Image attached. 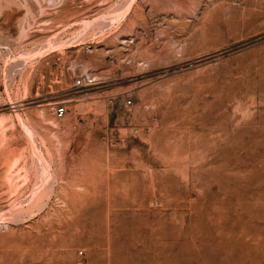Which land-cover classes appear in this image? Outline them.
<instances>
[{"label": "rangeland", "instance_id": "1", "mask_svg": "<svg viewBox=\"0 0 264 264\" xmlns=\"http://www.w3.org/2000/svg\"><path fill=\"white\" fill-rule=\"evenodd\" d=\"M0 264H264V0H0Z\"/></svg>", "mask_w": 264, "mask_h": 264}, {"label": "built area", "instance_id": "2", "mask_svg": "<svg viewBox=\"0 0 264 264\" xmlns=\"http://www.w3.org/2000/svg\"><path fill=\"white\" fill-rule=\"evenodd\" d=\"M77 85L79 87H83L85 86V80L84 79H79L77 80ZM126 106H130L132 105V102L131 100H128L126 103H125ZM67 113V107L64 105V104H59L55 107V117L57 119H62L64 118V116L66 115Z\"/></svg>", "mask_w": 264, "mask_h": 264}, {"label": "bare ground", "instance_id": "3", "mask_svg": "<svg viewBox=\"0 0 264 264\" xmlns=\"http://www.w3.org/2000/svg\"><path fill=\"white\" fill-rule=\"evenodd\" d=\"M53 193V192H52Z\"/></svg>", "mask_w": 264, "mask_h": 264}]
</instances>
